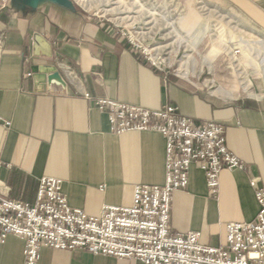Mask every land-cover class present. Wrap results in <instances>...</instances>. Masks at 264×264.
<instances>
[{
  "label": "crops",
  "instance_id": "0c3cea01",
  "mask_svg": "<svg viewBox=\"0 0 264 264\" xmlns=\"http://www.w3.org/2000/svg\"><path fill=\"white\" fill-rule=\"evenodd\" d=\"M3 1L0 194L32 205L40 179L54 177L63 181L73 208L98 216L106 205L131 207L138 184L163 185L164 137L112 134L107 115L93 100L109 98L152 110L173 105L198 123L218 122L226 127L229 150L244 164V169L221 173L217 197L204 172L192 166L188 186L173 194V232H201L204 244L218 247L226 243L227 224L255 221L259 205L251 180L264 186V90L220 95L173 75L166 80L119 29L91 17L73 0H8L5 7ZM246 5L252 10L247 15L264 32V4ZM198 26L196 13L188 12L183 30ZM36 33L51 43L52 58L34 55ZM36 65L57 66L66 87L38 89ZM24 247L23 239L10 235L0 247V264H26ZM38 264L143 263L45 247Z\"/></svg>",
  "mask_w": 264,
  "mask_h": 264
},
{
  "label": "built area",
  "instance_id": "2783aa9c",
  "mask_svg": "<svg viewBox=\"0 0 264 264\" xmlns=\"http://www.w3.org/2000/svg\"><path fill=\"white\" fill-rule=\"evenodd\" d=\"M138 33L121 30L134 51L163 70L165 62ZM93 100L107 115L112 134L156 132L164 137V184H138L131 207L106 205L100 215L91 216L69 204L61 179L43 177L32 205L0 194V247L10 235L23 239L26 264H38L45 247L81 249L143 264H264V186L257 179L251 180L259 205L257 217L251 223L227 224L225 244L209 246L201 232L181 234L171 228L173 194L188 186L192 166L204 172L213 197L219 194L224 170L244 169L227 146L225 126L215 121L198 123L180 115L173 105L152 110L109 98Z\"/></svg>",
  "mask_w": 264,
  "mask_h": 264
},
{
  "label": "rangeland",
  "instance_id": "374dc122",
  "mask_svg": "<svg viewBox=\"0 0 264 264\" xmlns=\"http://www.w3.org/2000/svg\"><path fill=\"white\" fill-rule=\"evenodd\" d=\"M73 1L91 17L114 25L120 35L124 29L139 32L145 45L165 62L163 70H158L146 55L136 52L163 73L166 80L173 75L210 92L219 87L241 95L264 90V76L258 68L264 57V32L247 15L252 10L246 5L264 4V0H129L133 4H122V12L104 11L120 5L118 0L85 1L90 7ZM190 11L196 13L200 23L194 31L187 32L182 24ZM222 36L229 40L232 50L221 51L206 61L205 56ZM244 42L251 46V52L243 51Z\"/></svg>",
  "mask_w": 264,
  "mask_h": 264
},
{
  "label": "water",
  "instance_id": "95a60500",
  "mask_svg": "<svg viewBox=\"0 0 264 264\" xmlns=\"http://www.w3.org/2000/svg\"><path fill=\"white\" fill-rule=\"evenodd\" d=\"M33 52L37 57L52 58L53 56L51 43L39 33L33 37ZM32 72L38 89H51L55 84L66 87L60 71L55 65H36L32 67Z\"/></svg>",
  "mask_w": 264,
  "mask_h": 264
},
{
  "label": "bare ground",
  "instance_id": "6f19581e",
  "mask_svg": "<svg viewBox=\"0 0 264 264\" xmlns=\"http://www.w3.org/2000/svg\"><path fill=\"white\" fill-rule=\"evenodd\" d=\"M81 3H82V5L83 6H85V7H90L91 5H87V3L88 2H85V1H87V0H79ZM134 2H136V3H140V0H134ZM91 4V3H90ZM117 4H120V5H118L117 7H113V8H111V9H108V8H106V9H104V11L105 12H122V11H124V9H122V4L124 5H132L133 4V2H129V0H118V3ZM121 6V7H120ZM126 7V6H125ZM128 9V8H127ZM135 18V17H134ZM200 23V22H199ZM206 31H208L207 29H205L204 31H203V33L204 34H206ZM177 34H179L178 32H177ZM215 43V42H214ZM229 40H227V39H225L223 36L221 37V41L220 42H218L217 44H214L213 46H212V48H211V50H210V52H209V54L208 55H206L205 56V60L206 61H211L212 59H213V57L214 56H216L217 54H219V53H221V51H226V52H229L230 53V49H231V47L229 46ZM242 49H243V51H249V52H251L252 51V48H251V46L248 44V43H242ZM232 50V49H231ZM189 61H190V59H189ZM187 63H188V60H187V62L186 63H184L185 65H187ZM258 68L260 69V71H261V74H262V76H264V57H262L260 60H259V62H258ZM187 76H188V72L186 71V72H184V77L185 78H187ZM226 88H223V87H219V89H216V90H214L213 92L215 93V94H220V95H231L232 94V92H229L228 90H225Z\"/></svg>",
  "mask_w": 264,
  "mask_h": 264
}]
</instances>
